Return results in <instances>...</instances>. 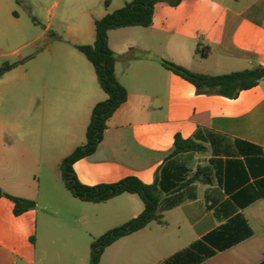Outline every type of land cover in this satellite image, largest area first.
I'll return each mask as SVG.
<instances>
[{"label":"crops","instance_id":"crops-1","mask_svg":"<svg viewBox=\"0 0 264 264\" xmlns=\"http://www.w3.org/2000/svg\"><path fill=\"white\" fill-rule=\"evenodd\" d=\"M106 1L99 17L91 18L93 30L75 47L93 44L95 21L132 0H109L105 6ZM70 36L80 41L78 33ZM108 41L119 56L136 52L130 62L116 64L128 98L107 121L95 153L73 168L87 186L128 177L156 184L161 220L116 240L100 264H264V197L256 185L264 179V81L233 99L198 94L160 63L165 59L210 76L264 66V0L158 3L150 27L114 29ZM197 50L205 56H197ZM86 60L65 58L62 69L49 71L57 85L44 80L31 97L39 109L67 111L69 141L75 144L60 164L78 147L94 106L105 99ZM0 126L1 133L8 131ZM177 135L205 150L173 154ZM237 140L262 148L263 154H241ZM27 185L29 191L11 193L36 199ZM4 200L9 199L0 198V264H89L96 239L145 209L138 195L124 193L103 203L74 196L62 208L44 209L46 217L38 215L37 202L36 209L16 216L14 203L9 200L8 209Z\"/></svg>","mask_w":264,"mask_h":264},{"label":"rangeland","instance_id":"rangeland-1","mask_svg":"<svg viewBox=\"0 0 264 264\" xmlns=\"http://www.w3.org/2000/svg\"><path fill=\"white\" fill-rule=\"evenodd\" d=\"M1 1L0 68L6 63L20 65L0 81V122L8 126L3 133L0 126V180L4 186L0 188L14 195L11 191H29L30 183L36 198L31 200L39 204L38 215L46 217L44 209L62 208L74 197L64 184L60 161L75 143L69 141L67 111L39 109L31 97L41 90L44 80L57 85L49 71L62 69L65 58L86 60L73 44L83 42L86 32L93 30L91 18L99 17L103 0ZM74 33L80 35V41L71 38ZM96 87L105 97L101 101L106 100L98 79ZM17 120L19 125H15ZM76 143L83 146L86 135ZM4 201L12 208L9 200Z\"/></svg>","mask_w":264,"mask_h":264},{"label":"trees","instance_id":"trees-1","mask_svg":"<svg viewBox=\"0 0 264 264\" xmlns=\"http://www.w3.org/2000/svg\"><path fill=\"white\" fill-rule=\"evenodd\" d=\"M183 0H132L122 8H119L102 19L95 21L96 39L93 44L77 45L87 60L93 65L98 82L107 95V99L97 103L91 114L89 126L86 131V143L76 148L60 164V171L66 188L76 198L90 203H103L121 194H136L144 203V211L128 223L114 228L96 239L91 245L89 264H100L103 251L119 238L137 232L145 228L152 221H160L158 206L160 193L156 184L146 185L136 177H128L114 184H99L87 186L82 184L74 171V164L95 153L103 140L104 131L107 129V121L127 101L128 92L118 81L116 64L120 59L130 62L136 57V52L131 49L126 54L119 56L109 45L108 33L114 29L127 27L148 28L153 24L155 6L158 3H167L177 7ZM109 5V0L105 6ZM197 56L205 54L199 50ZM160 63L168 70L193 84L198 94H218L227 98H237L245 90L256 87L264 81V66L256 67L240 72H232L226 75L210 76L190 71L186 67L160 59ZM17 64H4L0 68V80L8 72L15 69ZM239 152L243 155L257 156L263 154V149L245 141H236ZM205 147L192 139L185 140L179 135L175 138L173 154L183 152H203ZM198 176V173L196 174ZM260 196L264 197V179L257 183ZM5 197L14 203V214L22 215L37 207V202L5 193L0 188V198Z\"/></svg>","mask_w":264,"mask_h":264}]
</instances>
